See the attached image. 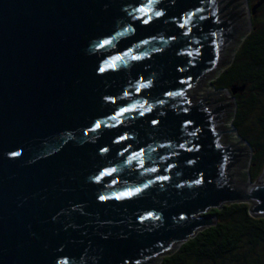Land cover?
Instances as JSON below:
<instances>
[{"label":"water","instance_id":"water-1","mask_svg":"<svg viewBox=\"0 0 264 264\" xmlns=\"http://www.w3.org/2000/svg\"><path fill=\"white\" fill-rule=\"evenodd\" d=\"M224 3L0 0V264H152L215 225L212 209L264 217V171L237 185L241 151L221 139L237 131L218 128L238 89L219 106L185 93L240 35Z\"/></svg>","mask_w":264,"mask_h":264},{"label":"trees","instance_id":"trees-1","mask_svg":"<svg viewBox=\"0 0 264 264\" xmlns=\"http://www.w3.org/2000/svg\"><path fill=\"white\" fill-rule=\"evenodd\" d=\"M250 20V31L213 85L217 90L238 89L232 127L250 147L248 178L256 182L264 171V4L251 13ZM208 215L214 216L215 225L156 264H264V252H256L258 248L264 251V217L252 215L250 204L225 205Z\"/></svg>","mask_w":264,"mask_h":264},{"label":"rangeland","instance_id":"rangeland-1","mask_svg":"<svg viewBox=\"0 0 264 264\" xmlns=\"http://www.w3.org/2000/svg\"><path fill=\"white\" fill-rule=\"evenodd\" d=\"M231 1H233V3L228 7L225 14L230 13L235 6L239 5V7H237L235 9V12H237V13L241 12L242 13V17L240 18V21L238 20L239 23L241 24L240 35H237L234 38V40L232 42H230L224 56L222 57V60L220 63L221 65L218 66L217 70L215 69L212 73L204 76L199 84H197L195 87L187 90L186 97L191 98L195 103L197 101L202 100V99H207L206 103H210V101L213 102V101L219 99L223 94L225 95L224 90H222V89L217 90L216 87L213 85L214 79L217 77V74L221 71L223 66L225 64L229 63L232 56L235 55L240 44L243 41L242 34L245 35L248 31L247 25H248V27L251 25L250 24L251 20H250V16H249L251 2L249 0H225L224 6L227 5ZM207 92L210 94H208ZM217 93H220V94L213 95V96L211 95V94H217ZM229 97H231V95H229ZM231 101L227 100L224 102H219V103H217V106L231 104ZM235 105H236V103L232 104L231 107H229L228 110L224 113L222 119L219 121L218 128L220 130H222V131H230L231 130L232 121L234 118V113H235V108H236ZM221 139L225 145H233L236 143L237 146L234 147L235 149H238V147L243 146V144H240V143L238 144L239 136L237 134L232 133V132H224ZM246 147H247L246 151L241 153L242 157L240 158L239 163L233 168V171L236 173L237 185L249 183L248 170L250 167L251 154L249 152V146H246ZM256 252L260 253V255H263L264 251L262 248H258ZM160 258L161 257H159L158 260Z\"/></svg>","mask_w":264,"mask_h":264},{"label":"snow or ice","instance_id":"snow-or-ice-1","mask_svg":"<svg viewBox=\"0 0 264 264\" xmlns=\"http://www.w3.org/2000/svg\"><path fill=\"white\" fill-rule=\"evenodd\" d=\"M150 2H151V0H150ZM138 11H139L142 15H144V14H146V11H151V9H150V8H147V6H144V7H141L140 9H138ZM155 15H156V16H160L161 13L156 12ZM190 15H191V14H190ZM150 18H151V17H149L148 19H143L141 22L147 24V23L149 22V19H150ZM137 19H140V18L137 17ZM186 22H187V21H186ZM186 22H185V23H186ZM181 27H183V25H181ZM111 42H112V41H111L110 39H105V40H103V41H101L100 43L97 44V48H103L104 46H107V45L111 44ZM145 42H146V41H142V43H145ZM112 59H113V62H109V63H107V67H108V68H115V67H116V64H115L114 61L119 60L120 57H113ZM134 59H138V57H134ZM99 71L103 72V71H105V68H104V67H101V68L99 69ZM168 95H174V93H168ZM127 111H130V109L121 108V109L115 114V117H119V116H121L123 113H125V112H127ZM115 117H114V118H115ZM153 123H156V121H153ZM100 126H101V125H100L99 122H97L96 125H95L96 128H99ZM126 138H127V137H121L120 139H126ZM181 147H183V145H181ZM101 151H105V150L102 149ZM141 151H142V150H141ZM11 155H12V156H17V155H19V153H17V152H12ZM138 155H140V153H133L132 156L130 157V159H134V158H135L136 156H138ZM114 171H115V169H105V170L101 171L100 174H99L98 176L95 177V179H96L97 181H100L103 177L111 175ZM152 171H155V170L153 169ZM158 179H167V177H158ZM112 182H113V183H116L115 180H113ZM196 182L199 183V181H196ZM140 191H141L140 188L128 189V190H125V191H123V192L114 193L112 198H115V199H117V200H120V199H123V198H130V197L134 196L135 194L139 193ZM99 199H100L101 201H105V200L110 199V197L101 195V196H99ZM151 215H152V213H148V216H149V217H151ZM141 219H143V217H141ZM57 264H67V260H66V259H65V260H60V261L57 262Z\"/></svg>","mask_w":264,"mask_h":264},{"label":"bare ground","instance_id":"bare-ground-1","mask_svg":"<svg viewBox=\"0 0 264 264\" xmlns=\"http://www.w3.org/2000/svg\"><path fill=\"white\" fill-rule=\"evenodd\" d=\"M218 1H219V0H218ZM221 1H223V0H221ZM224 1H225V0H224ZM219 3H220V2H219ZM217 68H218V67H216L215 69L217 70ZM215 69H214V70H215ZM214 70H213V71H214ZM213 71H211V73H212ZM186 92H187V91H186ZM186 92H185V93H186ZM207 93H208V92H207ZM224 93H225V95H224V94H223V95H224V96H227V98H228L227 100L231 101L228 92H227L226 90H224ZM208 94H210V93H208ZM219 94H220V93H219ZM223 95H222V96H223ZM187 98H188V97H187ZM190 99H191V98H190ZM191 100H192V99H191ZM192 101H193V100H192ZM193 102H194V101H193ZM194 103H195V102H194ZM236 134H237V133H236ZM240 139H241V138L239 137V142H238V144H239V143H240V144H243L242 147H238V149L241 151V152H240V155H241L242 152L246 151V149H247L246 146H249V145H248L247 141H246L245 143H242V142L240 141ZM245 140H246V139H245ZM231 146H235V147H236L237 144L235 143V144H233V145H231ZM234 149H235V148H234ZM249 152H250V147H249ZM237 154H239V152H237ZM250 154H251V152H250ZM239 160H240V158H239ZM242 173H243V172H242ZM176 249H177V248H176ZM176 249H175V250H176ZM164 255H166V253H164V254H162V255H159V256L155 257V258H154L155 261L153 262V264H156V263L160 262L161 258H162ZM159 257H161V258L158 260Z\"/></svg>","mask_w":264,"mask_h":264},{"label":"flooded vegetation","instance_id":"flooded-vegetation-1","mask_svg":"<svg viewBox=\"0 0 264 264\" xmlns=\"http://www.w3.org/2000/svg\"><path fill=\"white\" fill-rule=\"evenodd\" d=\"M257 1H258V0H250L251 5L253 4V2L256 3ZM239 14H241V12H239ZM239 21H240V18H239ZM239 21H238V22H239ZM238 22H237V23H238Z\"/></svg>","mask_w":264,"mask_h":264}]
</instances>
